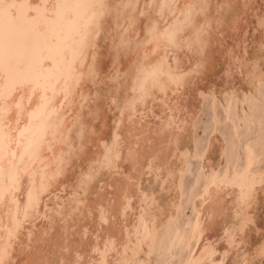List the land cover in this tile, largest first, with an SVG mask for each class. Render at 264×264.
<instances>
[{"label": "bare ground", "instance_id": "1", "mask_svg": "<svg viewBox=\"0 0 264 264\" xmlns=\"http://www.w3.org/2000/svg\"><path fill=\"white\" fill-rule=\"evenodd\" d=\"M262 82L264 0H0V264L160 263L156 232L174 220L165 256L185 241L203 96L228 117L225 93L260 97ZM213 145L207 172L226 152ZM247 149L240 174L205 182L181 264L264 260Z\"/></svg>", "mask_w": 264, "mask_h": 264}, {"label": "rangeland", "instance_id": "2", "mask_svg": "<svg viewBox=\"0 0 264 264\" xmlns=\"http://www.w3.org/2000/svg\"><path fill=\"white\" fill-rule=\"evenodd\" d=\"M255 36L256 38L257 36L260 37V31H256ZM217 67V70L221 69V66L218 65ZM236 76L239 75L236 74ZM233 77L234 75H232V78ZM214 78H216L218 83L219 80L221 81L219 77V79L217 77ZM236 80L238 81L239 78ZM260 90V97L250 94L249 96H242L241 100L236 98L233 94L225 93L224 100L231 108L230 116L228 117L225 113V106L221 98H214L211 94H205L203 96L200 113H197L194 122L195 132L193 143L195 147L198 148L196 150L197 158H192V156L187 158L186 168L183 172L184 175L182 173L183 176H181L182 178L179 182L181 202L180 209L177 213V219L181 224L185 241L181 245L174 246L169 256H165L162 246L164 242L170 240L169 232L173 231L175 226L174 220L169 222L167 225L168 228L166 227L156 232L154 235V242L158 247H155L154 256L157 260H161L160 263L157 264H181L184 258L196 247L199 241L198 235L195 234L194 238V233H192L193 223L197 216L195 204L200 193L204 190L205 182L212 180L215 176L227 178L231 176L236 177L237 174H240V172L245 169V165L248 164V146L253 148L257 155L253 160L254 164L251 166V174L248 175V178L251 182H259L256 183L257 185L264 184V82L261 83ZM240 102L242 108L244 107L242 117H239L237 107ZM216 118H218V123ZM216 124H218V127ZM217 135L220 139L225 141L226 152L220 157L218 170H210V172H207L204 169V155L208 151L213 150V154L215 153L214 158L219 156L217 145L211 146L212 140ZM259 175L261 177H259ZM262 196L263 194L259 193L260 198L258 204L261 205H257L254 209L256 224H251L248 229L250 231L251 243L264 235V201H262ZM257 224L260 231L254 230ZM158 243L161 244L157 245ZM254 264H264V260L260 263L255 262Z\"/></svg>", "mask_w": 264, "mask_h": 264}]
</instances>
